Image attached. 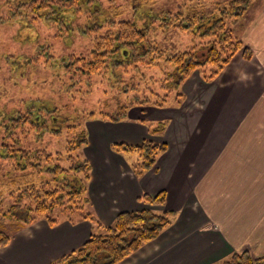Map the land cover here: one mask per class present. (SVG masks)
I'll list each match as a JSON object with an SVG mask.
<instances>
[{
  "label": "crops",
  "instance_id": "crops-1",
  "mask_svg": "<svg viewBox=\"0 0 264 264\" xmlns=\"http://www.w3.org/2000/svg\"><path fill=\"white\" fill-rule=\"evenodd\" d=\"M245 13L240 33L250 59L237 54L211 81L195 76L180 102L158 107L163 112L137 106L119 121H86L83 154L91 170L84 209L109 225L119 212L144 208V193L164 191L163 208L175 216L117 264H217L233 251L264 253V0ZM152 122L166 127L153 133ZM145 139L163 141L166 149L135 176L130 164L137 155L111 145ZM95 231L81 214H66L55 225L39 219L10 233L0 264H50Z\"/></svg>",
  "mask_w": 264,
  "mask_h": 264
},
{
  "label": "trees",
  "instance_id": "trees-1",
  "mask_svg": "<svg viewBox=\"0 0 264 264\" xmlns=\"http://www.w3.org/2000/svg\"><path fill=\"white\" fill-rule=\"evenodd\" d=\"M253 3L254 0H216L209 6L190 3L176 12H160L151 17L152 27L173 28L201 39L199 48L164 54L148 38L145 24L112 19L99 22V10L95 7L99 8L100 0H0V10L4 11L0 14V23L15 22L19 27L14 39L31 42L32 35L37 39L34 52L14 51L7 55L9 58L22 57L24 63L53 59L64 74H71L75 82L86 81L88 85L103 71L120 75L127 67L140 71L141 67L147 69L156 65L164 73L158 84L150 86L149 94L145 90L142 99L120 103L109 112L80 113L70 109L69 100L59 106L47 107L44 101L21 98L11 108L0 106V218L15 221L16 229L39 219L55 225L62 219L52 215L57 210L65 215L79 212L81 218L93 223L97 232H92L82 245L50 264H117L156 238L172 223L173 212L163 208L164 191L155 195L144 193L141 197L144 208L119 212L109 225L102 224L84 209L87 201L85 183L91 170L83 153L77 152L79 147L84 148L87 144L84 124L95 118L119 121L132 107H163L168 104L173 87L197 69L202 70L205 81L214 79L243 47L244 43L234 35L232 26ZM81 12L88 16L97 14L96 23L80 29L91 37L90 44L80 48L78 53L54 55L50 44L41 40L45 33L36 31L39 21L57 28L47 37L68 43L72 42L73 20ZM243 53L245 59L253 55L248 46L243 48ZM72 74L77 77L73 78ZM162 88L167 93L159 94L157 89ZM89 90L91 88L84 92ZM181 97L180 91L175 93L174 103L180 102ZM165 127V122H158L151 131L160 134ZM59 137L64 138V150L49 148L51 138L57 140ZM111 149L117 153L134 152L137 159L130 167L135 176H139L154 167L157 156L165 151L166 143L145 139L135 145L113 143ZM5 197L11 202L7 209L2 206ZM9 239L10 234L0 230V246L6 245ZM220 264H264V253L255 256L247 249L233 251Z\"/></svg>",
  "mask_w": 264,
  "mask_h": 264
},
{
  "label": "rangeland",
  "instance_id": "rangeland-1",
  "mask_svg": "<svg viewBox=\"0 0 264 264\" xmlns=\"http://www.w3.org/2000/svg\"><path fill=\"white\" fill-rule=\"evenodd\" d=\"M213 1L216 0H100L101 4H98L99 8H95L99 10L97 11L99 12V22L104 19H112L114 21L134 20L139 25L145 24L144 27H148V38L153 41L164 54H173L189 50L192 47L199 48L201 39L198 36H194L192 33L180 32L173 28L159 29L152 27L150 26L151 17L156 16L160 12H176L186 4L200 3L209 6ZM3 13L4 11L0 10V14L2 15ZM96 16V13L88 16L85 12H81L73 20L74 32L71 33L72 42L63 43V41L58 38L52 40L50 37H47L48 33L52 34L57 28H54L43 20L39 21L36 31L39 34L45 33L46 36L41 37V40L45 39V41L50 44L54 55L61 56L71 52L78 53L81 50L80 48L90 44L89 38H91L83 34L80 29L96 23ZM247 16L248 15L245 13L241 19L239 18L238 22L232 26L234 35L243 43L244 41L240 31L247 21ZM18 28L15 22L0 23V106L6 105L11 108L17 99L21 98L44 101L47 107L59 106L69 100L70 109H74V111L80 113L86 111H95L96 113L99 111L109 112L120 103H128L134 100L137 101V99H142L146 91V94H149L148 89H150V86H153L154 83L158 84L164 77L163 71L156 65H153L147 67V69L141 67L139 69L140 71L132 69V67L123 68L120 75L110 73L115 77L110 76L109 72L103 71L102 74H99V78L98 76L92 78L91 85H88L86 81L77 83L75 79H71V74H64L61 67L58 66V62L53 59L42 58L39 63H24L22 57H15L14 59L7 57L8 54H12L14 51L29 52V50H31V52H34L33 48L36 46L37 40L35 35H32L31 39L33 40L31 42H21L17 38V40H15L13 35L15 32H19ZM56 40L62 44L57 43ZM7 45L11 48H8ZM245 46L247 45L244 43L243 47L233 57L237 54L243 56V48ZM207 68L208 66L206 70ZM133 74L134 76L132 77ZM202 74V70L197 69L192 72L189 78L183 80L178 86H174L173 90L169 93V100L166 108L173 106L175 93L179 91L183 92L185 84H188L195 76L200 77ZM72 76L73 78L77 77L75 74H72ZM97 78L98 80H96ZM89 88H91V90L85 93L84 91ZM157 91L161 95L167 93L163 88L157 89ZM153 108H157L154 112H163L158 110V107ZM154 112L152 110L151 114ZM129 115L142 117V113L139 112L133 114L130 112ZM146 115L148 114L146 113ZM147 121L150 122L149 120ZM155 124L156 122L151 123L153 126H155ZM64 146L65 141L63 137H59L57 140L51 138L49 148L51 147L52 150L57 149L62 151L64 150ZM78 151L84 153V148L79 147L77 152ZM132 156L135 158L136 155ZM10 204L9 197H5L2 201L3 209H7ZM69 214L75 215L79 214V212ZM52 215L64 218L65 213L63 214L56 210ZM174 218L175 216L173 215L171 218L172 222ZM15 229V221L2 220L0 218L1 231L10 234L14 233ZM225 259H228V257L220 260L218 264Z\"/></svg>",
  "mask_w": 264,
  "mask_h": 264
}]
</instances>
